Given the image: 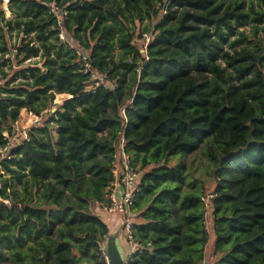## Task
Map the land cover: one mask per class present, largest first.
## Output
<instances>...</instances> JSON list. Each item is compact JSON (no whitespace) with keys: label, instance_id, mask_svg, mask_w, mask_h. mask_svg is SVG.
Returning <instances> with one entry per match:
<instances>
[{"label":"trees","instance_id":"trees-1","mask_svg":"<svg viewBox=\"0 0 264 264\" xmlns=\"http://www.w3.org/2000/svg\"><path fill=\"white\" fill-rule=\"evenodd\" d=\"M160 2L9 0L8 17L0 2V264H103L96 208L121 142L140 171L129 264H264V0ZM23 110L48 117L11 146Z\"/></svg>","mask_w":264,"mask_h":264},{"label":"built area","instance_id":"built-area-1","mask_svg":"<svg viewBox=\"0 0 264 264\" xmlns=\"http://www.w3.org/2000/svg\"><path fill=\"white\" fill-rule=\"evenodd\" d=\"M169 1L170 0H162V2L158 4V8L162 7V5L164 4L166 5L167 3H169ZM0 2L2 3L3 9L6 11L9 0H0ZM47 7L49 8L50 14L56 17L58 21L59 40L65 44H68L71 47H74L72 42L67 37L66 31L62 28L63 19L67 15V10L64 8H60L56 2L47 3ZM165 13H166L165 9H162L161 15H164ZM145 40L146 43H148L150 40V36L146 34ZM144 49H146V46ZM81 65L83 67L84 73L90 74V81L93 83L94 86L109 85L108 82H106L97 72H95L92 69L89 58L87 56L82 57ZM8 140H9L8 144L10 145L11 144L10 137L8 138ZM7 149H8L7 147L4 149H0L4 153L3 157L5 156V152L7 151ZM118 150L120 157V170H118V164H117L113 171L115 175V180L112 182L111 186L107 191V195H106L107 203L100 205L102 207V210L108 214L111 215L118 214L124 216L125 239L130 245H132L134 249L131 255L128 256L126 255L125 264H129L131 260V256L138 250V245L135 244L133 239L132 208L134 205L136 194L139 191L140 171L138 170V167L132 165L129 155H127L124 152L123 142H121ZM0 187H1V178H0ZM203 202L205 203V210L207 211V214L202 223L204 225V229H206V231L209 233V221L211 222L210 220L211 215H209V210L211 207L209 197L208 196L204 197ZM100 251H101L103 264H111V261L108 257L107 249L105 247V242L101 245Z\"/></svg>","mask_w":264,"mask_h":264},{"label":"rangeland","instance_id":"rangeland-1","mask_svg":"<svg viewBox=\"0 0 264 264\" xmlns=\"http://www.w3.org/2000/svg\"><path fill=\"white\" fill-rule=\"evenodd\" d=\"M7 13V17L8 12L6 10ZM260 36L262 39H264V32L261 31L260 32ZM18 40L15 34H12V36H10V44L12 46V48L17 44ZM72 42V41H71ZM73 46H75V44L72 42ZM136 45L140 48H142V50L145 48L146 46V40H142V39H138ZM13 50V49H12ZM144 51H142L143 53ZM40 61L39 58H32L31 60H27L23 63V65H27L30 62L31 63H35ZM67 98V96L65 94H57L55 96V101L53 102V107L52 109H50L51 112H53L56 109V106L60 105L65 99ZM48 117L47 112H45L44 114H42L41 116H36L31 114L30 112H27L26 110H23L20 114V118L17 122H13L11 123V127L13 129V135L10 136V142H11V146L19 143L21 140L25 139L28 135V131L29 129H31V127L36 126V125H40L42 124V122L45 121V119ZM4 153L3 151L0 150V159L3 157ZM118 170H120V157H119V151H118ZM203 157L200 155V153H196L194 155L191 154L190 156H188L187 159V163L191 166H193L195 168L194 174H197V176H201L203 177L205 180L209 179L208 174L205 172L204 167L202 166V161H203ZM176 159L171 161V165H174L176 163ZM209 187L208 193L210 191H212L213 186L211 184L207 185ZM20 188V187H18ZM207 193V194H208ZM209 215H210V210H209ZM211 220V219H210ZM213 240V229H212V223L209 221V244L207 245L206 248V254H208L207 257V261L210 262L211 257H210V252H211V243Z\"/></svg>","mask_w":264,"mask_h":264},{"label":"crops","instance_id":"crops-1","mask_svg":"<svg viewBox=\"0 0 264 264\" xmlns=\"http://www.w3.org/2000/svg\"><path fill=\"white\" fill-rule=\"evenodd\" d=\"M10 15V13H8ZM97 214L101 217V219L108 225L110 234L105 240V247L107 249L108 244L110 242V237L116 236L119 239L120 245L123 247L125 251V255H131L133 252V247L130 245L125 239L124 233V216L122 215H111L102 210L101 205L99 204L96 208ZM133 224L142 223V220L139 218L137 213H133L132 215ZM208 256V254H206ZM208 263V261H207Z\"/></svg>","mask_w":264,"mask_h":264},{"label":"water","instance_id":"water-1","mask_svg":"<svg viewBox=\"0 0 264 264\" xmlns=\"http://www.w3.org/2000/svg\"><path fill=\"white\" fill-rule=\"evenodd\" d=\"M55 111L56 109L53 112ZM107 253L111 264H125V251L120 245L119 239L116 236L110 237V242L107 247Z\"/></svg>","mask_w":264,"mask_h":264}]
</instances>
